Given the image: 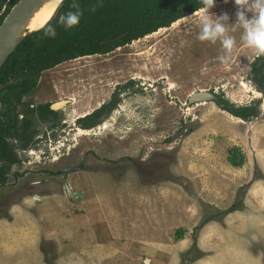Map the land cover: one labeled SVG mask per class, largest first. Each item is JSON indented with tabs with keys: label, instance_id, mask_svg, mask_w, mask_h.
<instances>
[{
	"label": "rangeland",
	"instance_id": "obj_1",
	"mask_svg": "<svg viewBox=\"0 0 264 264\" xmlns=\"http://www.w3.org/2000/svg\"><path fill=\"white\" fill-rule=\"evenodd\" d=\"M217 1L207 11L227 13L221 22L234 39L225 60L220 37L198 39L202 10L46 69L19 98L13 89L22 77L0 84V124L10 126L0 142V264H16L15 242L34 231L43 251L36 264H264L263 95L249 72L256 55L242 39L234 0ZM146 61L161 66L140 69ZM176 69L170 89L159 76ZM136 71L155 82L133 77ZM116 80L105 98L115 95L116 106L75 138L82 126L67 119L70 103L51 105L77 90H108ZM241 81L260 95L242 91ZM198 90L215 98L189 103ZM244 93L242 102L231 100ZM217 98L235 106L260 98V113L238 122L219 110ZM233 146L245 155L240 167L229 162ZM80 162L81 169L60 171ZM64 181L82 197H66ZM178 227L184 233L176 239Z\"/></svg>",
	"mask_w": 264,
	"mask_h": 264
},
{
	"label": "trees",
	"instance_id": "obj_2",
	"mask_svg": "<svg viewBox=\"0 0 264 264\" xmlns=\"http://www.w3.org/2000/svg\"><path fill=\"white\" fill-rule=\"evenodd\" d=\"M5 1L0 0V11ZM16 1L6 2L4 10L0 12V23ZM202 6L203 0H62L52 17L42 27L28 33L8 55L0 68V84L13 77H22L13 89L19 98L35 86L42 71L78 56L105 53L159 27L168 26ZM69 12L79 14L76 25H67L66 16ZM48 25H51L50 30L55 31L54 36L44 34ZM119 35L121 37L114 41ZM249 72L258 91L264 95V56H256ZM215 101L221 109L242 120H250L260 113V98L240 106L231 105L224 98ZM117 102L113 95L100 107L79 118L78 123L84 128L98 124ZM9 127L7 123L0 124V142L5 140ZM229 153V162L240 167L245 155L235 146L229 149ZM3 177L4 171L0 170V182ZM183 233L184 229L178 227L175 238H181Z\"/></svg>",
	"mask_w": 264,
	"mask_h": 264
},
{
	"label": "bare ground",
	"instance_id": "obj_3",
	"mask_svg": "<svg viewBox=\"0 0 264 264\" xmlns=\"http://www.w3.org/2000/svg\"><path fill=\"white\" fill-rule=\"evenodd\" d=\"M61 0H45L44 2L40 3L35 9L33 12H31V14H29L23 24V26L19 29V32L17 33L18 36L22 35L24 32L28 31V30H34V29H37V28H40L42 27L50 18L51 16L54 14L55 10L57 9V7L59 6ZM218 3V2H221V1H215L214 3ZM199 9V8H198ZM204 10L203 7H201L199 10H195V12H193L194 14L195 13H198L199 11H202ZM184 17V16H183ZM177 20L173 21V23L175 24ZM172 23V24H173ZM183 39V38H182ZM182 42V41H181ZM184 44V43H182ZM185 47V45H184ZM201 52H206L205 48L204 49H201ZM83 57H89L88 55L87 56H83ZM79 58H82L79 57ZM183 58V57H182ZM160 59V58H159ZM166 59V58H165ZM180 59H181V56H180ZM179 59V60H180ZM163 60V59H162ZM161 61V60H159ZM184 62L182 64L184 65H188V59H184L183 60ZM179 62V61H178ZM161 66V65H160ZM160 66H156L154 67V65L152 64V68L148 67V61L146 62H143L141 64V66L139 67L140 69H143V70H148V69H159ZM179 66V65H178ZM132 67V66H131ZM130 67V68H131ZM164 68L165 69H169V65L168 64H165L164 65ZM173 68V67H172ZM180 68V67H179ZM75 69V68H74ZM156 69V70H157ZM163 69V70H165ZM133 70V69H132ZM161 70V69H160ZM159 70V71H160ZM168 71V70H167ZM73 72V71H72ZM127 72V71H126ZM164 72V71H163ZM181 72L180 69H176L175 71L173 72H170V73H167L165 72V74L159 76V78H165L166 79V83L168 84V87L170 89H172L175 85V82H174V78H172L173 76H175L176 74L179 75V73ZM74 73V72H73ZM76 73V72H75ZM118 73V72H116ZM145 73V72H144ZM123 74V73H122ZM133 77H137L139 76L140 78H147V79H150L151 81H154L156 79H152L150 77H148L149 74L145 73V74H142L141 72L139 71H136L135 73H132ZM175 74V75H174ZM125 76V75H124ZM157 76V75H156ZM64 77V76H63ZM119 78V77H118ZM54 79V78H53ZM82 80V79H80ZM89 80V79H87ZM83 81V80H82ZM52 82V80H51ZM63 82V81H62ZM67 82V81H66ZM69 82V81H68ZM67 82V83H68ZM114 82H118L117 80L116 81H111V82H108L107 84L109 85V88L108 90H105V88H100L99 91L98 89L96 91H89L88 93H85L84 90H77L75 91L76 93H73V95L71 96H66L65 98H61L59 100H56L53 107L54 108H57L59 106H63L66 102H69L70 105L68 106V109L66 111V117L67 119H78V117L80 116H85L87 115L88 113H91L92 109L95 108L96 106H99L100 104H102V102L104 101L105 102V98L108 97V94H110L109 92H111L112 90V86L114 85ZM56 83V82H55ZM63 84V83H62ZM62 84H54V87L56 90L58 91H62V88L64 85ZM74 84V83H73ZM117 84V83H116ZM76 85V84H75ZM92 85V84H90ZM104 85V84H103ZM152 85V84H150ZM73 86V85H72ZM71 86V87H72ZM86 86V85H85ZM99 86V85H98ZM93 87H95L93 85ZM240 87L242 88V91L244 90L245 92H248V91H251V93H253L254 95H260V93L256 90L253 89V87L251 86H248L244 81H241L240 83ZM69 88V87H68ZM78 88V87H76ZM72 89V88H71ZM90 89V88H89ZM94 89V88H93ZM61 93V92H60ZM247 93H244L242 94V97L240 98H237V97H234V96H231V100L234 101V102H242L243 101V98L244 97H247ZM64 96V95H63ZM67 98V99H66ZM202 104H204L205 102H201ZM260 108L262 111H264V95L262 96V101H261V104H260ZM219 110L221 112H223L224 114L228 115V117L230 119H234L238 122H245L244 120H242L241 118L237 117V116H234L228 112H226L225 110H222L219 108ZM94 111V110H93ZM109 121V120H108ZM251 125V124H250ZM252 127L249 126V128ZM76 128V132H75V138L78 139V136L82 135V134H89L90 131L92 132V128H82V127H75ZM99 130L100 129H106L107 128V123L105 124H99L98 126ZM56 158H58V156H55L52 160H55ZM68 192L70 193V191L68 190Z\"/></svg>",
	"mask_w": 264,
	"mask_h": 264
},
{
	"label": "clouds",
	"instance_id": "obj_4",
	"mask_svg": "<svg viewBox=\"0 0 264 264\" xmlns=\"http://www.w3.org/2000/svg\"><path fill=\"white\" fill-rule=\"evenodd\" d=\"M238 6L236 10V21L243 28L242 39L245 45L251 48L257 57L264 56V0H234ZM214 4V0H203V13L199 16L200 32L198 39H209L213 42L220 37L221 45L225 50V55L221 56V60H225L231 54L234 39L227 35L225 24L221 21L227 20V13L215 16L207 10ZM246 11H250L253 15L249 18ZM79 14L69 12L66 16V23L69 26L76 25L79 22ZM51 25L44 29L46 36H54L55 31L50 30Z\"/></svg>",
	"mask_w": 264,
	"mask_h": 264
},
{
	"label": "water",
	"instance_id": "obj_5",
	"mask_svg": "<svg viewBox=\"0 0 264 264\" xmlns=\"http://www.w3.org/2000/svg\"><path fill=\"white\" fill-rule=\"evenodd\" d=\"M8 0L5 1L2 12L5 8V4ZM45 0H17L9 9V11L4 16L3 20L0 23V68L4 64L8 55L13 51L15 46L22 40L28 33L33 30H28L22 35L18 36L17 33L19 29L23 26L27 16L34 11V9ZM62 1V0H61ZM38 29V28H37ZM36 30V29H34ZM121 35L117 36L113 40H117ZM215 98L213 92L207 90H198L191 92L188 96L189 103L202 102L207 100H212ZM54 104L51 105L53 107ZM80 168V165H71L63 167L60 170L71 171ZM70 191V193L68 192ZM63 191L66 197L75 199L77 196L81 195V191H73L68 182L63 184Z\"/></svg>",
	"mask_w": 264,
	"mask_h": 264
},
{
	"label": "crops",
	"instance_id": "obj_6",
	"mask_svg": "<svg viewBox=\"0 0 264 264\" xmlns=\"http://www.w3.org/2000/svg\"><path fill=\"white\" fill-rule=\"evenodd\" d=\"M28 226L29 225L27 224L26 228ZM16 230L17 228L15 227V231ZM25 234L29 235L30 237L33 236V238L31 240L29 239L27 241H24L23 244L21 242H19L20 244H17L18 242H15V253L18 254L17 258L19 257L18 258L19 262L23 261L20 258L24 256L28 258L26 259L27 261L22 262L23 264H36L38 261H41L40 258L42 257L41 255L43 254V251L41 250L40 245H39V238L37 234L35 233V231H34V234L32 235L30 233H25ZM18 261H15L16 264L18 263Z\"/></svg>",
	"mask_w": 264,
	"mask_h": 264
},
{
	"label": "flooded vegetation",
	"instance_id": "obj_7",
	"mask_svg": "<svg viewBox=\"0 0 264 264\" xmlns=\"http://www.w3.org/2000/svg\"><path fill=\"white\" fill-rule=\"evenodd\" d=\"M82 117H84V116H80V117H78V119L79 118H82ZM77 119V118H76ZM78 119H77V121H78ZM65 122V121H64ZM74 165H80V168H78V169H81L82 167H83V163L82 162H80V163H78V164H74ZM68 166H71V165H68ZM64 167H67V166H64ZM63 168V167H62ZM61 169V168H60ZM61 171V170H60ZM64 172V171H63ZM66 172V171H65ZM65 182H67V181H64V182H62V184H61V187L63 188V184L65 183ZM82 195H83V191H81V195L80 196H77V197H82ZM76 197V198H77ZM72 199V198H71Z\"/></svg>",
	"mask_w": 264,
	"mask_h": 264
}]
</instances>
